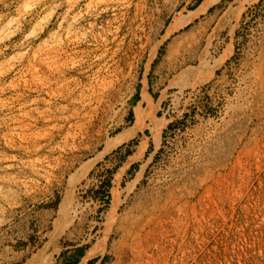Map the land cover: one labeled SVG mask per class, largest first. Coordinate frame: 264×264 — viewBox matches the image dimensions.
<instances>
[{"label":"rangeland","instance_id":"1","mask_svg":"<svg viewBox=\"0 0 264 264\" xmlns=\"http://www.w3.org/2000/svg\"><path fill=\"white\" fill-rule=\"evenodd\" d=\"M201 1L0 0V264H264V0Z\"/></svg>","mask_w":264,"mask_h":264},{"label":"crops","instance_id":"2","mask_svg":"<svg viewBox=\"0 0 264 264\" xmlns=\"http://www.w3.org/2000/svg\"><path fill=\"white\" fill-rule=\"evenodd\" d=\"M203 1L204 0H202L190 12H193L194 10H196L201 5V3ZM210 8H211V6H210ZM199 16H202V12L197 14V16H194L193 19L188 23V26L191 24L198 25L204 18V17H201V19H202L201 20ZM189 28H192V27H189ZM177 37L178 36L171 37V39H169V41H166L165 46H164L165 54L168 52L170 47L175 44ZM200 46H201V48L198 46L197 50H196V52H197V64L195 66L190 67V68H183V69L180 68V69L174 71V73H172L170 75V78H169L167 68H166L165 72L161 71V70L157 71L156 76H155V80H156L155 82L156 83L150 84V82H147V84H146L147 87L145 90L144 102L154 104V103H156L157 99L160 97L161 91H163L164 89L176 88V87L182 85L185 81L187 82V80H188V82H191L194 79H196L197 77L201 76L204 71H202V68L200 67L199 63H200V58L201 57H202V59L204 58L205 51L203 49L204 44L203 45L201 44ZM161 60H162V56H160V58L157 60L158 61L157 64H160ZM157 82H158V86H156L155 89H153V86H155V84H157ZM138 97H139V99L134 100L135 104L132 107V109H134L138 105H142L141 99H140L141 98L140 94H138ZM129 151L130 152L127 151L126 157H130L132 155H135V153L137 152V150L133 147H129ZM69 252L67 254H69ZM78 259H80V258H78ZM74 260H77V257Z\"/></svg>","mask_w":264,"mask_h":264},{"label":"trees","instance_id":"3","mask_svg":"<svg viewBox=\"0 0 264 264\" xmlns=\"http://www.w3.org/2000/svg\"><path fill=\"white\" fill-rule=\"evenodd\" d=\"M137 98H138V94H136V95L134 96L133 101L136 100ZM131 117H132V113H130V118H131ZM109 185H110V181L108 180V181L106 182V187L108 188ZM78 258H79V256H77V260H73V261H72L71 263H69V264H77Z\"/></svg>","mask_w":264,"mask_h":264},{"label":"bare ground","instance_id":"4","mask_svg":"<svg viewBox=\"0 0 264 264\" xmlns=\"http://www.w3.org/2000/svg\"><path fill=\"white\" fill-rule=\"evenodd\" d=\"M204 7L206 8V7H207V4H204ZM201 8H202V7H201ZM201 8H200V10H202ZM198 9H199V8H198ZM87 256H89V254H88ZM84 260H85V258L82 260L81 264H83Z\"/></svg>","mask_w":264,"mask_h":264}]
</instances>
